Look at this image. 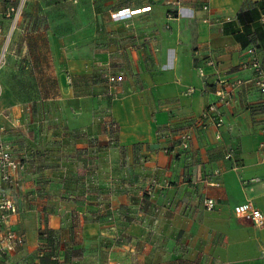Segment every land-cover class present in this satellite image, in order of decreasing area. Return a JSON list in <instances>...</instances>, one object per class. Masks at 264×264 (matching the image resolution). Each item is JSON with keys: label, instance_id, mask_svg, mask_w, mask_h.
Instances as JSON below:
<instances>
[{"label": "crops", "instance_id": "obj_1", "mask_svg": "<svg viewBox=\"0 0 264 264\" xmlns=\"http://www.w3.org/2000/svg\"><path fill=\"white\" fill-rule=\"evenodd\" d=\"M263 1L67 0L70 17L56 12L46 31L20 25L11 46L20 28L44 31L60 84L19 138L0 121L25 166L13 227L26 239L0 264H87L86 247L89 264H264V226L236 215L251 203L264 216V95L248 83L219 105L220 140L199 123L218 79L251 77L242 63L246 47L264 52ZM113 74L124 80L110 86Z\"/></svg>", "mask_w": 264, "mask_h": 264}, {"label": "rangeland", "instance_id": "obj_2", "mask_svg": "<svg viewBox=\"0 0 264 264\" xmlns=\"http://www.w3.org/2000/svg\"><path fill=\"white\" fill-rule=\"evenodd\" d=\"M22 3L23 7L19 11L18 9ZM55 4L56 6H54ZM11 8H15L17 12L19 11L16 25V14L7 16ZM38 9H41L43 14L40 17L33 16L32 11ZM59 11L62 12L61 15ZM71 11L70 3L67 0H0V27L4 29L2 34L5 42H8L7 38L11 34L13 27H16L10 35L6 57H4V62L0 67V121L4 123L7 120L15 122V127L10 123H8V128L5 125L7 132L10 131L12 133L10 136L13 135L19 138L20 129L23 127V118L24 120L31 118L29 121H32L35 117H38L36 113L39 107L45 106L48 108L56 103L52 102V100L55 99L60 84L59 72L52 64L55 54L53 49L48 48L44 31L39 34L29 33V35H26L23 29L20 28L18 35L14 36V43L11 46L13 35L18 27L23 24H30L32 26L31 29L34 30L42 26L46 31V28L55 21L54 14L56 12L61 17H70ZM24 42L27 44L23 45ZM1 55L2 52L0 51V58ZM79 82L85 83L82 80H79ZM99 90L105 92V87ZM48 113L49 111H45L44 114L40 112L38 114L39 118L41 119L42 116L49 117V122L51 120L54 121L53 116H49ZM5 115L8 119L5 118ZM49 122L46 124H48V128L51 131L54 125H52L53 122ZM113 129L114 127L111 125L109 131L111 132ZM52 133L58 134L57 131ZM54 138L49 139L48 144L52 143ZM66 143L69 150H72L73 148L69 147L71 144L69 142ZM95 143L99 144L97 140H95ZM101 243L107 249L106 247H110L109 244L112 242L108 238H102ZM78 254L89 264L88 247L81 250ZM90 260L92 259L90 258ZM94 263L97 264V262L91 264Z\"/></svg>", "mask_w": 264, "mask_h": 264}, {"label": "built area", "instance_id": "obj_3", "mask_svg": "<svg viewBox=\"0 0 264 264\" xmlns=\"http://www.w3.org/2000/svg\"><path fill=\"white\" fill-rule=\"evenodd\" d=\"M205 1V0H202ZM23 3L18 9L21 11ZM208 5L204 6L207 10ZM15 8H11L8 17L16 14V21L19 15ZM135 14L134 11H121L115 15L117 20H126ZM264 23V15L262 16ZM16 27H13L11 34ZM3 30L0 28V51L2 52L0 58V67L6 57L7 48L9 46L10 35L5 42L3 37ZM246 58L242 63L244 71H249L251 77L248 79H226L220 78L216 81L215 95L217 102L209 105L207 109L201 114L199 123L200 127L208 128L214 126L219 132L217 139H221L220 129L225 124L224 114L219 110V105L230 106L237 90L244 85L251 83L257 90L264 95V52L262 53L258 47L249 46L245 49ZM204 76L203 71L200 72ZM124 80L121 75H109L107 78L108 84L115 85ZM5 118L7 116L5 115ZM6 127L0 123V261L13 256L21 247L25 245L26 239L22 232L14 229L13 219L19 216V205L17 198L22 189V172L25 168L22 160L16 158L12 153L11 146L5 139ZM192 134L190 131L183 132L179 137V146L183 150H188L190 147ZM263 148V146H261ZM232 152L227 153L226 157L231 159ZM217 174L220 172L217 171ZM215 202L212 199L206 201V208L208 211L214 209ZM236 215L238 218L247 220L254 224V226L261 228L264 226V216L262 212L255 208L251 203L244 204L237 208Z\"/></svg>", "mask_w": 264, "mask_h": 264}, {"label": "trees", "instance_id": "obj_4", "mask_svg": "<svg viewBox=\"0 0 264 264\" xmlns=\"http://www.w3.org/2000/svg\"><path fill=\"white\" fill-rule=\"evenodd\" d=\"M261 6H262V10H263V12H264V1L262 2V4H261ZM237 40L242 44V46L243 47H246L247 46V40H246V38H244V36H242V35H237ZM248 47H246V49H247ZM41 237L42 238H45V239H48V237H49V233L47 232V231H43L42 233H41Z\"/></svg>", "mask_w": 264, "mask_h": 264}]
</instances>
